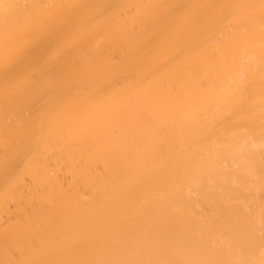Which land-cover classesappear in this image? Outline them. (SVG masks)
Listing matches in <instances>:
<instances>
[{"label": "bare ground", "instance_id": "obj_1", "mask_svg": "<svg viewBox=\"0 0 264 264\" xmlns=\"http://www.w3.org/2000/svg\"><path fill=\"white\" fill-rule=\"evenodd\" d=\"M262 190L264 0H0V264H264Z\"/></svg>", "mask_w": 264, "mask_h": 264}, {"label": "rangeland", "instance_id": "obj_2", "mask_svg": "<svg viewBox=\"0 0 264 264\" xmlns=\"http://www.w3.org/2000/svg\"><path fill=\"white\" fill-rule=\"evenodd\" d=\"M258 187H259V186H258ZM259 190H260V189H259ZM260 191H261V190H260ZM255 192H256V191H255ZM257 192H258V191H257ZM262 192H264V191L262 190ZM262 192H261V193L258 192L257 195H258L259 193L262 195ZM255 195H256V194H255ZM257 195H256V196H257ZM255 199H257V198H255Z\"/></svg>", "mask_w": 264, "mask_h": 264}]
</instances>
